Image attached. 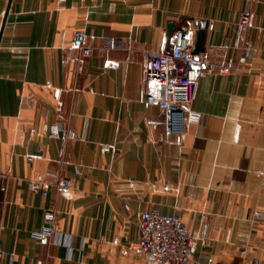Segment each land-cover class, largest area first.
Returning <instances> with one entry per match:
<instances>
[{
	"label": "crops",
	"instance_id": "1",
	"mask_svg": "<svg viewBox=\"0 0 264 264\" xmlns=\"http://www.w3.org/2000/svg\"><path fill=\"white\" fill-rule=\"evenodd\" d=\"M171 23L234 61L202 75L180 143L143 78ZM0 38V264H153L130 247L151 209L196 237L190 264H264V0H0Z\"/></svg>",
	"mask_w": 264,
	"mask_h": 264
},
{
	"label": "built area",
	"instance_id": "2",
	"mask_svg": "<svg viewBox=\"0 0 264 264\" xmlns=\"http://www.w3.org/2000/svg\"><path fill=\"white\" fill-rule=\"evenodd\" d=\"M240 23L250 25L251 11L242 12ZM212 27L213 24H210V28ZM196 35L195 30L181 25L173 32L169 49L150 52L143 61L145 99L161 108V115L150 120L149 124L157 127L159 138L163 141L181 142L202 75L213 73L216 68L222 73L233 70L232 59L217 64L211 59L208 51L196 52ZM72 43L83 57L91 55L92 48L86 43L83 31L74 33ZM108 45L118 47L121 43L110 39ZM70 184V179L65 178L58 181L57 188H65ZM41 187V181H32L30 184L32 192ZM57 231L56 213L50 209L46 214L44 231L36 235L45 239ZM130 247L153 264H190L194 261L196 252V237L180 217L151 209L141 213L139 239ZM243 253L246 254L247 250ZM252 263L259 264V259L254 258Z\"/></svg>",
	"mask_w": 264,
	"mask_h": 264
},
{
	"label": "water",
	"instance_id": "3",
	"mask_svg": "<svg viewBox=\"0 0 264 264\" xmlns=\"http://www.w3.org/2000/svg\"><path fill=\"white\" fill-rule=\"evenodd\" d=\"M174 29H175V23H171L168 27V32L172 34L174 32ZM204 50H205V29L202 28L197 32V41L195 45V51L199 52V51H204Z\"/></svg>",
	"mask_w": 264,
	"mask_h": 264
}]
</instances>
